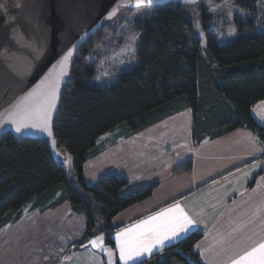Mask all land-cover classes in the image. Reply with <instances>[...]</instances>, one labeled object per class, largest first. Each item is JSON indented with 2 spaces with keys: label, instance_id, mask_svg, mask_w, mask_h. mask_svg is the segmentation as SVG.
Segmentation results:
<instances>
[{
  "label": "trees",
  "instance_id": "trees-1",
  "mask_svg": "<svg viewBox=\"0 0 264 264\" xmlns=\"http://www.w3.org/2000/svg\"><path fill=\"white\" fill-rule=\"evenodd\" d=\"M233 1L246 16L236 19L238 37L219 45L209 35L206 48L194 37L188 17L193 7L205 13V0L192 6L168 2L151 7V14L137 23L143 31L137 65L115 83L100 87L92 83L93 67L86 59L108 29L109 22H104L78 49L64 85L53 122L58 159L47 140L10 132L0 137V230L17 222L25 210L46 212L68 203L73 213L85 218L77 247L105 234L115 248L112 219L151 198L157 186L121 195L129 181L114 174L93 185L85 182V164L100 154L99 140L109 134L130 138L191 111L194 146L247 129L264 147V127L252 116L254 105L264 100V29L250 34L263 0ZM192 167L188 160L174 167L172 175L179 177ZM202 238L199 231L189 232L145 264H202L194 251Z\"/></svg>",
  "mask_w": 264,
  "mask_h": 264
},
{
  "label": "crops",
  "instance_id": "crops-1",
  "mask_svg": "<svg viewBox=\"0 0 264 264\" xmlns=\"http://www.w3.org/2000/svg\"><path fill=\"white\" fill-rule=\"evenodd\" d=\"M252 116L264 127V100L254 105ZM145 132L130 138H102L97 157L136 143L137 137ZM189 140L178 144L187 152L178 162L168 163L164 177L156 174L155 180H146L147 183L140 174L137 183L132 177L125 178L129 184L120 191L121 195L142 187H157L151 198L112 219L111 239L118 264L122 262L116 234L173 206H179L193 224L178 238L166 242L164 249L189 232L199 231L203 238L194 251L200 262L231 264L232 259L264 242V173L259 174L264 169V147L254 133L238 129L220 138H207L198 146H194L192 136ZM172 147H166L167 154ZM188 160L193 162L192 170L174 177L172 169ZM62 210L65 212L61 213ZM79 216L68 203L46 212L25 210L17 222L0 230V264H105L91 247H77L85 231V218L79 226ZM63 225L67 226L66 234L62 233Z\"/></svg>",
  "mask_w": 264,
  "mask_h": 264
},
{
  "label": "water",
  "instance_id": "water-1",
  "mask_svg": "<svg viewBox=\"0 0 264 264\" xmlns=\"http://www.w3.org/2000/svg\"><path fill=\"white\" fill-rule=\"evenodd\" d=\"M202 1L153 0L152 5H137L136 0L131 3L129 0H0V137L10 132L16 137L47 140L54 158L58 159L53 122L64 85L78 49L102 28L104 21L110 20L107 18L109 13L113 9H117V14L120 9L155 7L168 2L196 5ZM68 51L72 55L61 76V62ZM52 86L57 91L55 106L51 108L47 122L51 135L43 130V126H30L17 133L15 125L10 122V114L33 105L34 100L25 101V97L34 89L46 92ZM98 236L104 237L102 247L90 243ZM98 236L85 246L99 253L105 264L109 261L105 249H111V260L118 264L115 249L107 244V236Z\"/></svg>",
  "mask_w": 264,
  "mask_h": 264
},
{
  "label": "rangeland",
  "instance_id": "rangeland-1",
  "mask_svg": "<svg viewBox=\"0 0 264 264\" xmlns=\"http://www.w3.org/2000/svg\"><path fill=\"white\" fill-rule=\"evenodd\" d=\"M204 4L205 13H202L200 7H193L188 11L193 35L200 39L201 47L206 48L209 35H212L219 45L236 39L238 37L236 19L246 16L235 6L234 1L205 0ZM260 10L259 20L250 34L264 29V0ZM129 11L131 10L120 9L112 19L104 21L109 22L108 29L103 31L101 40L89 51L86 64L93 67L92 83L97 86L104 87L115 83L122 74L131 71L137 65L136 52L143 34L137 23L151 14V7ZM192 125L191 111L174 115L163 124L155 126V129L144 131L145 133L137 137L136 143L125 145L121 149L108 150L109 152L91 159L84 167L85 182L93 185L109 174L121 178L132 177L134 183H137L138 174L144 177L145 183L154 181L156 174H163L164 177L168 163L175 160L178 162L185 156L187 149L178 144L190 141ZM102 138H114V135L109 134ZM172 145L171 151L167 154L166 147ZM162 148L164 150L161 151ZM164 160L167 161L165 165ZM83 220V216H79V226L83 224ZM66 232L67 226L63 225L62 233Z\"/></svg>",
  "mask_w": 264,
  "mask_h": 264
},
{
  "label": "snow or ice",
  "instance_id": "snow-or-ice-1",
  "mask_svg": "<svg viewBox=\"0 0 264 264\" xmlns=\"http://www.w3.org/2000/svg\"><path fill=\"white\" fill-rule=\"evenodd\" d=\"M129 3H131V0H129ZM136 3L137 5L145 3L152 5L153 0H136ZM124 6L118 5V7ZM116 10L113 9L107 18L111 19L112 16H115ZM71 55L72 52L68 51L63 57L61 62V76L64 75L63 67ZM56 91L57 88L55 86H52L46 92L34 89L33 92L25 97V101L33 99V105L25 107L23 111L10 114L12 116L10 122L15 125L17 133L30 126H43V130L49 131V135H51L47 122L50 110L55 106ZM192 224V220L183 213L179 206H173L172 208L156 213L155 216H149L146 220L140 221L139 224L132 225L130 228L116 234V247L119 251V261L122 264H130V262L131 264H137V262L138 264H145V257H151L155 252L163 251L166 242L178 238ZM103 240V236H98L90 243L94 247H102ZM105 251L109 256L108 264H113L111 260L113 255L112 250L105 249ZM231 264H264V242L232 259Z\"/></svg>",
  "mask_w": 264,
  "mask_h": 264
}]
</instances>
